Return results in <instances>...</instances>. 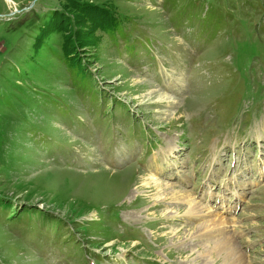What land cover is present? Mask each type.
Returning <instances> with one entry per match:
<instances>
[{
    "label": "rangeland",
    "instance_id": "374dc122",
    "mask_svg": "<svg viewBox=\"0 0 264 264\" xmlns=\"http://www.w3.org/2000/svg\"><path fill=\"white\" fill-rule=\"evenodd\" d=\"M10 1L0 196L51 221L0 208V264H205L222 231L264 264V0Z\"/></svg>",
    "mask_w": 264,
    "mask_h": 264
},
{
    "label": "trees",
    "instance_id": "16d2710c",
    "mask_svg": "<svg viewBox=\"0 0 264 264\" xmlns=\"http://www.w3.org/2000/svg\"><path fill=\"white\" fill-rule=\"evenodd\" d=\"M70 3L72 4V2H70ZM67 8H69L74 13V17L77 18L76 19L77 22H79L78 20L83 21V23H81L82 25H80V26L79 25L77 26L74 23V26L78 28V32H77L78 34H79V28H81V29L82 28H86L88 26L87 23L90 24V26H92V28L90 27V29L93 32L96 31L97 34L102 33V34H107V35H110V36L111 35L126 36V34H127L126 29H124V27H123V22L115 14H110L109 12H108L109 14H106V13L103 12L105 10H102L100 8L99 9L101 11L98 10V11H94V12H92L93 9L86 10L85 7L79 9L80 12L78 10H77L78 11L77 12L74 9V6H73V8H70V7H67ZM130 20L131 19H129L127 21L129 22ZM69 22H67V25L69 24ZM65 24L66 23H60V27H61L60 31H61V29L65 30ZM84 35H86V34L84 33ZM95 39L99 40V37L95 36ZM118 40L119 39H117V38H113L112 39L113 42H117ZM66 47H67V49L65 48V50H66L67 56L71 55V50H70L71 46L68 43H66ZM83 86L86 87L88 85H87V83H84ZM94 92H97V91L94 90ZM0 197H1V199H0V208H6V207H8V205L12 206V208L14 207L13 210H12L13 212L11 214L12 215L13 214L14 215H16V214L19 215L20 216L19 217V222H23L24 226H26V227H28L29 225L37 224L35 222V219H40L41 221H45V220L46 221H51L50 218L45 217V214L42 213V212L40 214L39 211L31 212L30 209H28L27 211H25L23 213H21L20 211H16L15 210L16 206L13 205L11 201L10 202L9 201H4L5 199H3V198H5V197H2V196H0ZM27 218H29V219L27 220ZM54 221L58 222V226L63 225L62 221H60V220H54ZM49 228H51V225L50 226L49 225L46 226L44 228V230L45 229L49 230ZM54 233H57V228H56V231Z\"/></svg>",
    "mask_w": 264,
    "mask_h": 264
},
{
    "label": "bare ground",
    "instance_id": "6f19581e",
    "mask_svg": "<svg viewBox=\"0 0 264 264\" xmlns=\"http://www.w3.org/2000/svg\"><path fill=\"white\" fill-rule=\"evenodd\" d=\"M8 2L12 3L10 0ZM16 12V11H15ZM161 175L164 174L163 171H158ZM180 198V196H179ZM185 199V203H188L190 209L188 210L189 214L196 215L197 211L199 212V206L197 204H193V200H189L190 197L185 195L182 196ZM108 204V203H107ZM215 225H223L225 224V220L223 218H215L212 220ZM194 229V228H191ZM198 230V229H197ZM201 229H199L200 231ZM222 237L218 239H214L213 236L210 237V234L205 235V240L207 244V250L202 249L201 257L205 261V264H246L245 257L238 252L237 244L234 242L232 236H229L225 232H221ZM236 245V246H235ZM194 249V248H193ZM193 249L191 251H193ZM192 256L191 253L188 255ZM187 256V258H188ZM192 260H196L197 257H191ZM220 259V260H219Z\"/></svg>",
    "mask_w": 264,
    "mask_h": 264
}]
</instances>
